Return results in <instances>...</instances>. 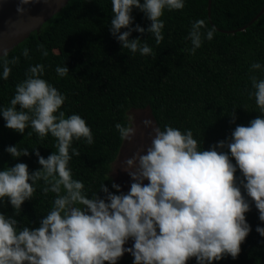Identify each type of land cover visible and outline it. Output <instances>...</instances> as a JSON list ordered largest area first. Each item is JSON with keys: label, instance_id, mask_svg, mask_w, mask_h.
Here are the masks:
<instances>
[{"label": "clouds", "instance_id": "clouds-1", "mask_svg": "<svg viewBox=\"0 0 264 264\" xmlns=\"http://www.w3.org/2000/svg\"><path fill=\"white\" fill-rule=\"evenodd\" d=\"M35 2L20 0L17 11L23 15L26 6ZM111 2V34L123 49L144 56L154 55L153 49L147 42L141 43L146 40L130 39L132 33L147 31L159 45L164 39L161 18L165 10L185 7V0ZM134 8L151 21L147 30L140 25L132 27ZM205 28L204 20L191 24L186 39L193 55L205 39H213L216 29L203 31ZM40 49L46 57L47 50ZM22 55L29 59V50L25 48ZM19 62V57L5 58L0 78L7 80L12 73L10 65ZM44 71L43 64L30 66L26 78L16 85L10 106L0 108V115L8 129L20 134L29 126L42 139L51 134L58 150L47 158L34 150L42 166L34 172L25 163L0 171V202L10 201L16 215L25 201L32 199L34 185L41 180L46 194L57 195L51 211L35 229L20 228L15 217L0 213V264H118L125 252L134 257V264H188L193 258L197 264H215L226 256L236 259L240 255L251 232L246 213L252 203L264 222V116L247 126L237 125L227 141L209 150H200L191 130L156 127L146 151L124 161L130 169L123 170L132 179L130 190L125 194L113 182L112 188L121 194L103 184L100 192L104 198L99 194L88 198L84 184L72 178L69 150L73 141L81 138L92 144V131L80 115L66 118L60 111L66 96L42 78ZM260 71L264 66L252 63L249 80L254 89L251 95L264 113V79L255 75ZM56 73L64 77L69 69L57 66ZM230 116L235 123V109ZM115 127L122 140L135 135L132 126L117 123ZM6 151L17 159L30 155L27 148L17 146ZM72 153L80 155L74 148ZM256 231L264 236V227L258 226ZM129 240L134 243L126 248Z\"/></svg>", "mask_w": 264, "mask_h": 264}, {"label": "trees", "instance_id": "trees-1", "mask_svg": "<svg viewBox=\"0 0 264 264\" xmlns=\"http://www.w3.org/2000/svg\"><path fill=\"white\" fill-rule=\"evenodd\" d=\"M208 2L185 0L183 10H165L161 18L165 24L164 39L159 45L147 31L143 35L133 32L130 39L146 40L141 43L147 42L153 49L154 55L144 56L123 49L111 34V0H73L40 35L32 34L0 59V74L5 58L20 59L18 64L10 65L12 73L7 80L0 78V108L10 106L16 85L26 78L28 68L43 64L42 78L66 96L60 111L66 118L80 115L92 131V144L81 138L74 140L69 150L72 178L84 184L88 198L94 194L104 198L100 192L103 184L114 194H121L112 188L111 172L125 140L115 125L131 126L128 114L132 110L150 109L161 130L166 125L181 132L191 130L200 150L227 141L237 125L247 126L251 120L264 116L251 95L254 89L249 80L252 63L264 66V14L245 31L226 33L248 25L263 9L264 0H212V24ZM132 15V27L140 25L147 30L151 21L145 14L134 8ZM196 20L205 21L203 31H216L213 39H205L193 55L188 51L192 45L186 37ZM40 46L47 50L46 57ZM25 48L29 59L22 55ZM57 66H66L68 75L60 77ZM255 75L264 79V71ZM234 109L237 119L232 123L230 114ZM5 124L0 115V171L25 163L34 172L42 167L34 150L44 158L58 150L51 134L42 139L30 126L20 134ZM9 146L27 148L30 155L14 158L6 151ZM73 148L79 156L72 153ZM236 175L240 176L239 170ZM44 187V182L38 181L32 199L25 201L16 215L7 200L0 202V213L15 217L20 228L39 227L57 195L46 194ZM246 220L251 232L240 255L236 259L226 256L215 264H264V236L256 231L258 226L264 227V222L254 203ZM118 264H134V257H122ZM188 264L197 261L193 258Z\"/></svg>", "mask_w": 264, "mask_h": 264}, {"label": "water", "instance_id": "water-1", "mask_svg": "<svg viewBox=\"0 0 264 264\" xmlns=\"http://www.w3.org/2000/svg\"><path fill=\"white\" fill-rule=\"evenodd\" d=\"M73 0H37L26 6L21 15L18 11L20 0H0V59L8 56L17 47L24 44L32 34L40 35L56 19L59 13ZM264 14V7L260 13L244 28L238 31L226 32L235 34L245 31ZM212 0L208 2V17L212 24ZM34 17H41L34 20Z\"/></svg>", "mask_w": 264, "mask_h": 264}, {"label": "rangeland", "instance_id": "rangeland-1", "mask_svg": "<svg viewBox=\"0 0 264 264\" xmlns=\"http://www.w3.org/2000/svg\"><path fill=\"white\" fill-rule=\"evenodd\" d=\"M131 126L135 129V135L131 140H125L120 152V155L116 162L112 166L111 178L113 181L120 185L123 193H127L130 190L132 183L131 177L127 172L123 170L127 169L124 161L133 156L135 153H144L147 147L151 144V138L153 136V129L158 127L157 123L152 115L150 109L146 110H132L128 114ZM145 121H150V125H145ZM147 183V181H145ZM133 241L129 240L125 245L126 248H130L133 245ZM133 257L130 253L125 252L123 258Z\"/></svg>", "mask_w": 264, "mask_h": 264}]
</instances>
